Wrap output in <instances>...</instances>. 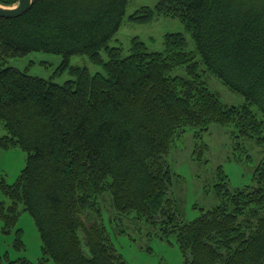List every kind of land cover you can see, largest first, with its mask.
<instances>
[{
    "label": "trees",
    "instance_id": "trees-1",
    "mask_svg": "<svg viewBox=\"0 0 264 264\" xmlns=\"http://www.w3.org/2000/svg\"><path fill=\"white\" fill-rule=\"evenodd\" d=\"M128 0H33L17 18H0V152L20 148L24 169L9 185L0 176L1 232L20 215L34 220L41 241L38 264H126L103 223L100 199L111 197L118 216L174 234L185 264H264V157L253 185L230 190L218 169L217 205L183 222L170 195L166 155L177 134L211 125L232 126L235 139L264 145V0H157L129 16L134 24L177 19L190 34H167L163 52L138 39L129 54L109 43L122 25ZM17 0H0L13 7ZM85 56L103 74L70 68L62 85L4 67L31 53ZM102 53L107 60H102ZM184 68L185 77L172 76ZM209 72L241 106H226L203 81ZM199 154L207 147H197ZM248 162L250 157H246ZM227 182V183H226ZM21 208V210H20ZM12 249H25L16 230ZM87 250V253L84 250ZM0 264H34L25 258Z\"/></svg>",
    "mask_w": 264,
    "mask_h": 264
},
{
    "label": "rangeland",
    "instance_id": "rangeland-1",
    "mask_svg": "<svg viewBox=\"0 0 264 264\" xmlns=\"http://www.w3.org/2000/svg\"><path fill=\"white\" fill-rule=\"evenodd\" d=\"M157 0H128L122 25L109 43L110 47H119L122 57L129 54L131 41L138 39L148 52H163V39L167 34L181 33L187 42V51L194 52V44L185 31L184 26L177 20L156 17L146 24H134L128 18L142 7L153 8ZM102 60H107L102 53ZM4 67L14 68L29 76L50 80L62 85L72 80L70 68L86 69L90 75L101 73L103 67L92 63L85 56H73L66 66H62V58L47 53H31L22 58L8 59ZM172 76L185 77L184 68L172 71ZM203 81L209 90L216 94L226 106H241L244 99L232 92L209 72L203 74ZM257 118H264L254 108ZM182 135L177 134L170 145L166 162L172 173L170 195L177 201L180 218L190 222L200 216L201 212L209 211L217 205L214 187L218 184V169L228 177L230 190L242 189L253 185V172L264 157V145L258 146L251 140L238 142L232 126L222 128L211 125L208 133L196 138V128H187ZM6 134L0 122V137ZM207 147V151L199 154L197 147ZM246 157H250L248 162ZM27 155L16 147L9 151L0 152V176L7 184H13L25 167ZM226 182V183H227ZM103 212V223L108 231L111 242L126 264H185L174 234H164L159 226L151 227L145 222L137 221L133 214L118 216L112 210L111 197L107 194L100 199ZM6 207L11 202L0 192V204ZM21 210V208H20ZM0 222V255L6 253L11 261L25 258L38 264L41 253V241L34 220L27 213L20 211L15 228L9 235L1 232ZM21 231V239L25 249L15 252L12 241L15 231ZM87 253V250H84ZM45 264H52L51 262Z\"/></svg>",
    "mask_w": 264,
    "mask_h": 264
},
{
    "label": "water",
    "instance_id": "water-1",
    "mask_svg": "<svg viewBox=\"0 0 264 264\" xmlns=\"http://www.w3.org/2000/svg\"><path fill=\"white\" fill-rule=\"evenodd\" d=\"M33 0H17L13 7L0 6V18L11 19L25 14L32 6Z\"/></svg>",
    "mask_w": 264,
    "mask_h": 264
}]
</instances>
